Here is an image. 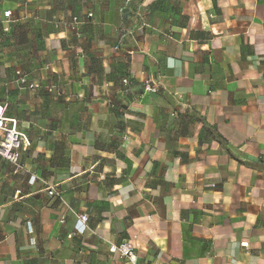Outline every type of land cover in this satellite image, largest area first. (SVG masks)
<instances>
[{
  "label": "crops",
  "instance_id": "obj_1",
  "mask_svg": "<svg viewBox=\"0 0 264 264\" xmlns=\"http://www.w3.org/2000/svg\"><path fill=\"white\" fill-rule=\"evenodd\" d=\"M4 4V80L63 94L0 90L31 142L0 158V264H264V0Z\"/></svg>",
  "mask_w": 264,
  "mask_h": 264
},
{
  "label": "built area",
  "instance_id": "obj_2",
  "mask_svg": "<svg viewBox=\"0 0 264 264\" xmlns=\"http://www.w3.org/2000/svg\"><path fill=\"white\" fill-rule=\"evenodd\" d=\"M12 11L10 9L0 8V23L5 21L6 23H14L16 20L13 18ZM92 14L88 13L86 18H91ZM81 21L77 17H71L66 23L67 28L75 37L81 36L80 32ZM124 85L130 84L128 78L122 79ZM10 83L0 84V90H8ZM17 87L24 88L28 91H35L41 87V84L36 81H32L28 76L20 70L15 71V78L11 82ZM47 93L55 94L57 97L61 96L63 92L56 86L47 85L43 87ZM144 90L146 92L155 93L157 90L156 85L153 82L147 80L144 82ZM8 105L5 101L0 100V158L7 163L13 165L16 168L20 167L21 154L29 149L31 142L28 135L19 126L18 120L7 114ZM48 195H57L53 187L47 188ZM81 223H85L86 216L81 215L78 217ZM109 252L117 255L118 257H124L131 263L135 264L137 255L133 247L127 241H121L118 244H110Z\"/></svg>",
  "mask_w": 264,
  "mask_h": 264
},
{
  "label": "rangeland",
  "instance_id": "obj_3",
  "mask_svg": "<svg viewBox=\"0 0 264 264\" xmlns=\"http://www.w3.org/2000/svg\"><path fill=\"white\" fill-rule=\"evenodd\" d=\"M1 1H3L4 3H6V4H4V5H2V7L4 8V7H7V5H8V3H13V2H16L17 0H1ZM22 7V5L21 4H18V8H16L15 10H14V12H17V11H19V9ZM12 14H13V12H12ZM14 15V14H13ZM13 18L16 20L14 23H6L5 21H2L1 23H0V84L3 82V81H6L7 83H10L9 85H8V91H9V89H10V87L12 86L16 91H21V90H25V91H27V92H35V91H37V90H39V89H37V90H35V91H28V90H26V89H24V88H21V87H17L15 84H11V82L13 81V79L15 78V72L13 71V73H14V75L12 76V78H10V79H7V80H4L5 79V75L8 73V71H12L14 68L12 67V66H9L10 65V63L8 62V64H7V62H5L4 61V59H5V57H2V55L3 54H1L2 52H3V50H5V48H10V47H8V33L9 32H11L12 31V28L14 27V25H18L17 23H18V18L16 17V16H13ZM22 29V25H20L19 27H17V29H16V33H21V30ZM12 54V53H11ZM5 65L7 66V67H5ZM22 70V69H21ZM6 82H4V83H6ZM3 84V83H2ZM53 86V85H52ZM41 87L43 88V86L41 85ZM59 88V87H58ZM60 89V88H59ZM61 90V89H60ZM62 91V90H61ZM63 92V91H62ZM4 93V92H3ZM56 96V95H55Z\"/></svg>",
  "mask_w": 264,
  "mask_h": 264
}]
</instances>
